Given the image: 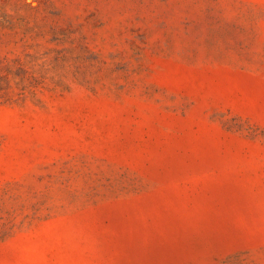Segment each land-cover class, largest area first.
Here are the masks:
<instances>
[{
  "label": "rangeland",
  "instance_id": "rangeland-1",
  "mask_svg": "<svg viewBox=\"0 0 264 264\" xmlns=\"http://www.w3.org/2000/svg\"><path fill=\"white\" fill-rule=\"evenodd\" d=\"M0 264H264V0H0Z\"/></svg>",
  "mask_w": 264,
  "mask_h": 264
}]
</instances>
